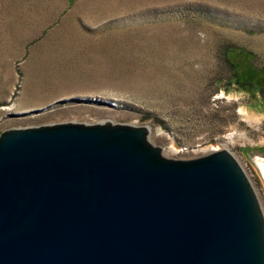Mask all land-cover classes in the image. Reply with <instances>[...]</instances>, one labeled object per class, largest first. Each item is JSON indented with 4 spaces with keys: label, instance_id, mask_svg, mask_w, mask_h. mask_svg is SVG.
<instances>
[{
    "label": "rangeland",
    "instance_id": "374dc122",
    "mask_svg": "<svg viewBox=\"0 0 264 264\" xmlns=\"http://www.w3.org/2000/svg\"><path fill=\"white\" fill-rule=\"evenodd\" d=\"M260 70L264 0H0V136L106 124L145 127L170 160L229 151L264 214Z\"/></svg>",
    "mask_w": 264,
    "mask_h": 264
},
{
    "label": "water",
    "instance_id": "95a60500",
    "mask_svg": "<svg viewBox=\"0 0 264 264\" xmlns=\"http://www.w3.org/2000/svg\"><path fill=\"white\" fill-rule=\"evenodd\" d=\"M148 135L1 133L0 264H264V214L233 155L170 160Z\"/></svg>",
    "mask_w": 264,
    "mask_h": 264
},
{
    "label": "trees",
    "instance_id": "16d2710c",
    "mask_svg": "<svg viewBox=\"0 0 264 264\" xmlns=\"http://www.w3.org/2000/svg\"><path fill=\"white\" fill-rule=\"evenodd\" d=\"M238 50H241L239 48H234V47H231V48H227L226 50H224V55H225V58L227 60V64L228 66L232 69L233 73H235L234 75V78L236 79L237 83H240V79H239V75L236 74V66L233 64V62L230 61V59H228V57L226 56V54L228 53H234L235 51H238ZM254 67V66H253ZM254 70V69H253ZM261 71V70H260ZM261 72H264V70H262ZM247 83V82H246ZM247 84H250V83H247ZM264 86L262 87V89L259 91V93L261 95H263L264 93ZM264 96V95H263Z\"/></svg>",
    "mask_w": 264,
    "mask_h": 264
},
{
    "label": "clouds",
    "instance_id": "9594fccd",
    "mask_svg": "<svg viewBox=\"0 0 264 264\" xmlns=\"http://www.w3.org/2000/svg\"><path fill=\"white\" fill-rule=\"evenodd\" d=\"M221 96H224L225 94L223 92L220 93ZM245 93L240 92L239 94L233 92L227 96L228 101H239L240 99L244 98ZM257 99H259V96L257 95ZM240 110L238 109V112ZM252 118L256 121L259 122L261 120H264V116H257L255 113H252Z\"/></svg>",
    "mask_w": 264,
    "mask_h": 264
},
{
    "label": "bare ground",
    "instance_id": "6f19581e",
    "mask_svg": "<svg viewBox=\"0 0 264 264\" xmlns=\"http://www.w3.org/2000/svg\"><path fill=\"white\" fill-rule=\"evenodd\" d=\"M148 133H149V130H148ZM231 141H233L234 140V136H231L230 138H229ZM242 167V166H241Z\"/></svg>",
    "mask_w": 264,
    "mask_h": 264
}]
</instances>
